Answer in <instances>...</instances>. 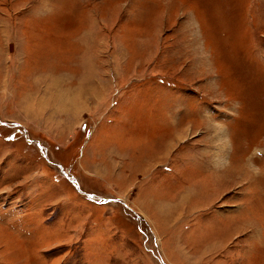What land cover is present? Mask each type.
<instances>
[{
    "label": "rangeland",
    "instance_id": "374dc122",
    "mask_svg": "<svg viewBox=\"0 0 264 264\" xmlns=\"http://www.w3.org/2000/svg\"><path fill=\"white\" fill-rule=\"evenodd\" d=\"M0 264H264V0H0Z\"/></svg>",
    "mask_w": 264,
    "mask_h": 264
},
{
    "label": "crops",
    "instance_id": "0c3cea01",
    "mask_svg": "<svg viewBox=\"0 0 264 264\" xmlns=\"http://www.w3.org/2000/svg\"><path fill=\"white\" fill-rule=\"evenodd\" d=\"M94 164H96V163H94ZM98 169L97 170H100L101 171V169H102V167L100 168V167H97ZM102 172H105V171H102ZM99 173V172H98ZM105 174H106V172H105Z\"/></svg>",
    "mask_w": 264,
    "mask_h": 264
}]
</instances>
